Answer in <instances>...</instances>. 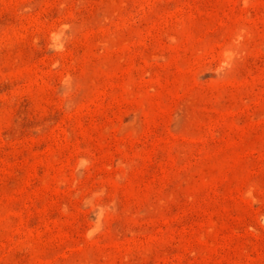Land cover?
<instances>
[{
  "label": "rangeland",
  "instance_id": "obj_1",
  "mask_svg": "<svg viewBox=\"0 0 264 264\" xmlns=\"http://www.w3.org/2000/svg\"><path fill=\"white\" fill-rule=\"evenodd\" d=\"M0 264H264V0H0Z\"/></svg>",
  "mask_w": 264,
  "mask_h": 264
}]
</instances>
